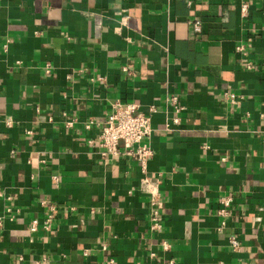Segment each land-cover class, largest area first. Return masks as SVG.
Segmentation results:
<instances>
[{
  "label": "crops",
  "instance_id": "0c3cea01",
  "mask_svg": "<svg viewBox=\"0 0 264 264\" xmlns=\"http://www.w3.org/2000/svg\"><path fill=\"white\" fill-rule=\"evenodd\" d=\"M188 1L0 0V264H264V0ZM114 101L151 115L159 231L137 162L88 143Z\"/></svg>",
  "mask_w": 264,
  "mask_h": 264
},
{
  "label": "built area",
  "instance_id": "2783aa9c",
  "mask_svg": "<svg viewBox=\"0 0 264 264\" xmlns=\"http://www.w3.org/2000/svg\"><path fill=\"white\" fill-rule=\"evenodd\" d=\"M191 4V1H188ZM249 5L246 0H241L239 3V15L241 18L248 16ZM188 25L190 31L194 34L201 31V20L193 16ZM238 50H242V47H237ZM250 68V64L248 65ZM50 71V65H46L44 72ZM232 101L236 98L235 94H225ZM170 101L176 103V96L171 95ZM151 111L153 109H150ZM94 124L97 125V135L90 138L88 143L96 148V152L100 159L103 161L114 160L121 153L126 156L132 157L140 167L142 177L140 179V189L142 192L150 194L151 208L149 213V229L152 232L159 231L161 228L162 217L156 209V201L153 195V181L146 176V165L149 157L151 156V150L149 149L147 139L152 132L151 127V115L149 113H143L137 111V105L135 103H121L114 101L110 106V111L102 118L99 123H95L89 119L84 127L90 129ZM152 188V189H151ZM232 198L230 196H224L219 200V207L217 213L222 217L227 216L229 208L231 206ZM55 205L49 204L47 212L42 219L33 218L29 221L28 231L30 234L36 233L39 228L48 232L52 229L53 221L55 219ZM2 224V216L0 215V226ZM223 224V222H222ZM230 246L236 249L239 245L238 241L234 237L229 238ZM162 251L166 254L170 250V244L163 239L160 242ZM105 244H102L101 250H105ZM86 254V251L83 252ZM146 257L149 262L153 264H172V259L166 260L163 256H159L155 251H147ZM45 259L34 261L32 264H43ZM113 259L108 260L109 264H113Z\"/></svg>",
  "mask_w": 264,
  "mask_h": 264
}]
</instances>
